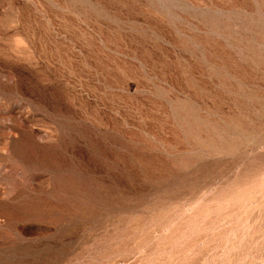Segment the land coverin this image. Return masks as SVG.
<instances>
[{
  "label": "rangeland",
  "instance_id": "1",
  "mask_svg": "<svg viewBox=\"0 0 264 264\" xmlns=\"http://www.w3.org/2000/svg\"><path fill=\"white\" fill-rule=\"evenodd\" d=\"M0 264H264V0H0Z\"/></svg>",
  "mask_w": 264,
  "mask_h": 264
}]
</instances>
